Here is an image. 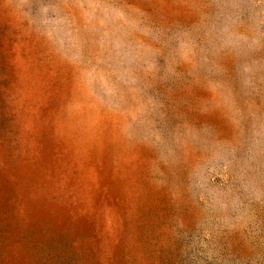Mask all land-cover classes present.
I'll return each instance as SVG.
<instances>
[{"label":"rangeland","instance_id":"1","mask_svg":"<svg viewBox=\"0 0 264 264\" xmlns=\"http://www.w3.org/2000/svg\"><path fill=\"white\" fill-rule=\"evenodd\" d=\"M0 264H264V0H0Z\"/></svg>","mask_w":264,"mask_h":264}]
</instances>
